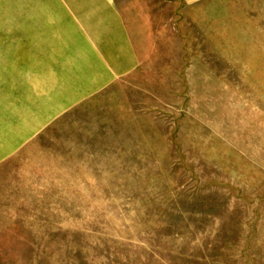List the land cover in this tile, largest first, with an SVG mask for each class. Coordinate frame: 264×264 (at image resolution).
Returning a JSON list of instances; mask_svg holds the SVG:
<instances>
[{
    "label": "rangeland",
    "instance_id": "obj_1",
    "mask_svg": "<svg viewBox=\"0 0 264 264\" xmlns=\"http://www.w3.org/2000/svg\"><path fill=\"white\" fill-rule=\"evenodd\" d=\"M0 264H264V0H0Z\"/></svg>",
    "mask_w": 264,
    "mask_h": 264
}]
</instances>
